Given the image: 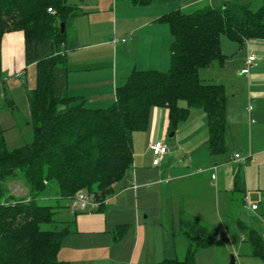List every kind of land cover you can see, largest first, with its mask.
I'll use <instances>...</instances> for the list:
<instances>
[{"label":"trees","instance_id":"16d2710c","mask_svg":"<svg viewBox=\"0 0 264 264\" xmlns=\"http://www.w3.org/2000/svg\"><path fill=\"white\" fill-rule=\"evenodd\" d=\"M82 2L0 0V44L5 34L20 33L25 62L35 67L34 86L25 89L32 142L7 149L0 131V264H69L57 257L69 233L59 214L79 193L97 204L112 194L132 164L131 135L146 129L153 107L166 109L172 134L190 109L201 110L209 153H224L227 95L222 85L202 82L198 71L224 62L221 36L237 43L264 40V4L256 11L235 3L169 11L157 19L172 37L168 70L133 71L115 89L110 107L88 109L67 94L65 31H59V24L84 15ZM16 178L26 187L23 196L8 189ZM237 229L250 255L264 264V239L240 221ZM179 233L188 242L183 259L155 264H194L198 250L220 244L214 231L195 221H181Z\"/></svg>","mask_w":264,"mask_h":264},{"label":"crops","instance_id":"0c3cea01","mask_svg":"<svg viewBox=\"0 0 264 264\" xmlns=\"http://www.w3.org/2000/svg\"><path fill=\"white\" fill-rule=\"evenodd\" d=\"M70 2L77 3V0ZM168 3L170 1L152 0L147 6L134 7L127 0H120V4L117 0H83L80 6L84 15L65 23L67 94L85 108L104 109L113 104L115 89L123 85L133 71H161L155 64L158 66L161 53L168 50L171 41H162L150 27L167 12L154 13L150 8L155 5L160 9ZM127 4L131 11L124 19L130 27L120 32L118 24L124 23L120 21L122 13L117 11L119 5ZM187 5L182 7L187 8ZM250 55L255 60L248 73H239L249 76V83L262 72L263 59V54L257 61L249 52L243 64ZM0 66L1 76L22 73L17 79H23L26 75L20 33H7L2 37ZM1 102L4 108L0 104V114L9 109L15 123V128L7 132L9 135L0 126L5 146L7 149L21 147L26 144L22 136L26 131L21 127L26 125L29 114L27 100L23 107L11 95L4 96ZM250 102L255 108L248 112L245 107L248 129L255 123L250 122L252 118L262 119V127L256 133L264 138V88L255 93L250 90ZM227 109L225 152L211 155L207 149V118L201 110L190 109L186 120L169 137L166 109L151 108L146 129L131 135L132 164L125 178L113 185L112 194L92 210H80L68 203L70 207L59 214L62 226H66L69 233L62 240L58 260L69 264H155L167 259L181 260L188 242L179 229L181 221L189 220L214 231L216 239H220L218 246L195 253L205 251L198 254L201 258L205 259L210 253V261L223 264V253L230 250L235 264L240 262V256L244 257L243 264H262L249 250H244L242 243L233 244L237 238L245 242L238 232L237 222L250 227L248 217L244 215L245 220H241L243 210L254 211L255 220L264 224V209L254 215L257 206L252 211L244 204L245 198L254 205L264 202V175L259 174L264 163L261 161L264 141L254 145L252 138L244 141L242 112L238 117L236 112L233 115ZM166 138L174 146L167 148L158 166H152L148 146L156 142L167 146ZM235 154L239 156L237 159L233 157ZM255 166L257 174L252 172ZM120 233L122 236L118 237ZM237 247L240 250H236ZM248 256L258 263L246 259Z\"/></svg>","mask_w":264,"mask_h":264},{"label":"rangeland","instance_id":"374dc122","mask_svg":"<svg viewBox=\"0 0 264 264\" xmlns=\"http://www.w3.org/2000/svg\"><path fill=\"white\" fill-rule=\"evenodd\" d=\"M129 3V0H127ZM163 1H170V3L166 5H162V7L157 8L155 5L150 8V10H154V13H164V12H169L172 10L180 9L184 13H190L192 11H195L199 8H202L205 5H209L211 7L215 6H222L224 3H235V4H240V5H247L250 10L256 11L259 7H261L264 4V0H163ZM117 2L120 4V0H117ZM188 4L186 7L183 8L182 6ZM120 9L118 8L117 12H121L122 14H119L120 18H122L120 21H123L124 24H118L120 27V32L123 30L129 29L128 22L124 19L125 16H129V10L131 7L130 4H127V6L123 5L120 6ZM156 8V9H155ZM148 11V10H146ZM117 23H118V18H117ZM120 23V22H119ZM127 23V24H125ZM150 28H152L155 32L156 35H160V39L164 42L172 41V37L170 34L169 27L167 24L156 21ZM69 31V30H68ZM152 35H154L153 32L150 31ZM117 41L113 39V42ZM167 43V44H168ZM258 43V44H256ZM260 43V44H259ZM262 43V44H261ZM261 45V46H259ZM220 50L223 55H225V60L224 62L219 65L217 62H214L211 66L207 68H201L198 71L199 78L201 79L202 82L204 83H209L212 82L213 84H220L224 87V90L226 92L228 102L226 108L227 111L233 113L236 112L237 116L239 117V114L242 112V120L244 121L243 124V139L244 141H247V138H252L253 145L263 143L264 138L263 135L259 134L256 131L260 130L262 126L261 122L262 119H257V118H252L253 122H255L251 127V129H248L247 126V115L245 114V107H251V109L255 108V105L250 102V90L259 91L260 89L264 88V42L259 39H249L246 40L242 43H237L235 41H232L228 39L226 36H221L220 38ZM252 53L255 55L257 61L258 58H260V55L263 54V59H262V72L253 79L249 83V76H240L239 70L240 68L244 65L243 62L246 58V55L248 53ZM169 51L166 50L164 53H161V59L158 61V66L155 64V68H162L161 72H166L169 68ZM258 64V62H256ZM250 68V67H249ZM248 68V70H249ZM26 69V75L23 77V79H17L15 75L12 76H6L2 75L3 81L5 82L0 83V104L2 106L3 102H1L2 98L4 96H12L13 99L16 101V103L21 105L22 107L25 105V100H26V95H25V89H32L34 86V71L35 67L34 65H27L25 67ZM7 74V73H3ZM3 96V97H2ZM180 105H184L183 102L179 103ZM3 107V106H2ZM4 108V107H3ZM3 110V109H2ZM8 111H2L0 114V126L2 129L5 130L7 133L9 130H13L15 128V123H14V117L10 110L7 109ZM239 113V114H238ZM21 128L25 129V133L22 135L25 143L29 144L33 140V133H32V127L30 124V117L28 114L26 125L22 126ZM17 129V128H16ZM255 129V131H254ZM4 133V132H2ZM10 133H7L9 135ZM6 135V134H5ZM4 136V135H3ZM257 137V139H256ZM167 141V148L172 149L173 147L170 146L171 142L169 138H166ZM261 161H264V152L262 154ZM259 169V174L262 177L264 175V163L261 165ZM257 166L252 167V172L256 173ZM23 181L20 178H16L12 180L11 182H8V189L13 195L16 196H23L26 193V187L23 185ZM65 203V202H63ZM257 211L254 213V215L262 213L264 209V202L258 201L257 204ZM235 210V207H233V211ZM243 209L241 208V211ZM244 214H242L241 220H245V216L249 218L248 226L251 228L257 229L258 233L260 236L264 239V224L261 222H258L255 220L253 216V212H247L243 210ZM245 215V216H244ZM221 236H224L223 232L221 231ZM219 239V237H217ZM220 240V239H219ZM237 242H234L233 246H238L241 245L242 247H245L244 250L248 251V245L246 242H243L240 240V238H237ZM236 241V240H235ZM225 244V243H224ZM228 245V243H226ZM230 246V245H228ZM229 250V248L227 247ZM236 250H240V247H237ZM230 251V250H229ZM228 253L224 251L223 253V259L224 263L226 264L228 262V257L229 255H233V253ZM243 250H241L242 252ZM232 252H235L232 250ZM206 253L205 251L199 252L198 254H204ZM198 254H195L194 257V263L195 264H216V260H211L212 258L210 253L204 258H201V256H198ZM242 255V254H241ZM246 259H250L251 261H255V263H258L257 260H254L253 258H250L249 256ZM226 261V262H225ZM244 257L240 256V262L236 261L239 264H243Z\"/></svg>","mask_w":264,"mask_h":264},{"label":"built area","instance_id":"2783aa9c","mask_svg":"<svg viewBox=\"0 0 264 264\" xmlns=\"http://www.w3.org/2000/svg\"><path fill=\"white\" fill-rule=\"evenodd\" d=\"M210 1V0H207ZM115 42V41H114ZM255 60L254 56L250 55L247 57L244 67L239 71L241 75H245L248 73V68L250 67L251 63ZM22 73H17L15 74V77L19 78L21 77ZM251 110L250 107L247 108V111L249 112ZM253 123V120L250 121ZM148 150L151 154L152 160H151V165L152 166H158L162 157L165 155L167 152V147L160 142H156L154 144H150L148 146ZM235 159H237L239 156L238 154H235L233 156ZM244 162V160H242ZM211 178L214 179V175H211ZM244 204L249 207L252 211L256 209V205L250 204L248 200L245 198L244 199ZM98 206L97 203H95L92 199L91 196L79 193L75 196L73 202H72V207H77L80 210H92Z\"/></svg>","mask_w":264,"mask_h":264},{"label":"water","instance_id":"95a60500","mask_svg":"<svg viewBox=\"0 0 264 264\" xmlns=\"http://www.w3.org/2000/svg\"><path fill=\"white\" fill-rule=\"evenodd\" d=\"M64 29H65V25L63 23L59 24V31H60V33H63L64 32ZM168 136L169 137H172V133H169ZM170 146L173 147L174 144L172 143ZM228 258H229L228 264H235V256L234 255L231 254V255H229Z\"/></svg>","mask_w":264,"mask_h":264}]
</instances>
